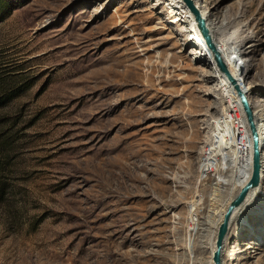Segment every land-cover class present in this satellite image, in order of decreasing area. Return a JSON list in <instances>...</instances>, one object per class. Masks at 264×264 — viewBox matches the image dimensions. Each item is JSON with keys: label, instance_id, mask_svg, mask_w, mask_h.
Returning a JSON list of instances; mask_svg holds the SVG:
<instances>
[{"label": "rangeland", "instance_id": "1", "mask_svg": "<svg viewBox=\"0 0 264 264\" xmlns=\"http://www.w3.org/2000/svg\"><path fill=\"white\" fill-rule=\"evenodd\" d=\"M5 1L0 73L30 85L0 107V264H210L214 178L237 153L236 192L251 144L176 0ZM202 3L264 129V0ZM261 202L223 264H264Z\"/></svg>", "mask_w": 264, "mask_h": 264}, {"label": "bare ground", "instance_id": "2", "mask_svg": "<svg viewBox=\"0 0 264 264\" xmlns=\"http://www.w3.org/2000/svg\"><path fill=\"white\" fill-rule=\"evenodd\" d=\"M191 1H192L193 5L197 8V10L199 11V14L201 15V17L204 19L205 25H206V27L208 29V32L210 34V37H211L213 43H214L213 32H214V30L217 27L216 24H215V22L212 21V20H210L209 19V17H210L209 16V13L206 12V11H204V7H203L202 0H191ZM176 4H177V6H175V8L180 7V9H182L184 11L183 12L184 15H185L184 18L187 17V19L190 20L193 28L196 30L197 28H196V26H195V24L193 22L192 15L186 9V7L184 6L183 2L181 0H176ZM177 17H179V16H175L171 22L172 23L173 22L174 23L180 22L181 19H179ZM198 40L200 41L199 44L204 48V50L206 52L204 57L206 59H208L207 62L209 63V65L211 64L212 68L214 69V71L217 72V74L219 76L222 75L224 77V75L221 72H219L217 70V68L215 67V65L213 64L212 55L209 52V50L207 49V47L205 46L203 40L202 39H198ZM214 46H215L216 51L220 55V57H221L224 65H225V67L229 71V73L231 75H233L234 77H236L235 74L228 68L227 63L224 60L223 53H222V50L220 49V47L217 44H215V43H214ZM226 81L228 82L227 79H226ZM236 81L238 82L237 78H236ZM228 84H229L231 90L235 93V90L233 89V87L231 86V84L229 82H228ZM237 86H238V88L240 90H242L244 92V95H245L247 101L249 102V100L247 98V94H246L247 89L246 88L244 89L239 84V82L237 83ZM235 95H236V93H235ZM236 98H237V95H236ZM227 101L229 102V104H231V106H235L236 101L232 100L229 96H228ZM249 105H250L251 110L253 112V118H254V122H255V127H256V130H257V133H258V138H259V146H260V152H261L260 153V165H261L260 166V179H259V185H258V187L252 188L251 190H249L248 193H247V195H246V197H245V200L243 201V203L239 207H236L234 209L230 224L233 222V220L237 219V216L236 215L238 214V211H239L240 208H242V206L244 207V206L248 205L249 203L253 202L256 199V195H257V193L259 191V188L262 185V181L264 179V172H263V170H264V156H262V149L264 147L263 146V142H264V129L262 128V125H260L259 120L256 118V113H255L256 111H257V113H260V111L262 112V110H260V107H262V106L261 105L258 106L257 103L252 104L250 102H249ZM233 155H234L233 156L234 158H231V160H228L227 161L228 162V167H229L227 173H229V176H227V177L222 176V174L224 173L223 170L222 169L221 170L218 169L217 175L214 178V183L212 185L213 186L212 188L214 190L213 191L214 192L213 195L215 196L214 198L218 197V199L215 200L216 203H215V207L213 208L212 221H211V225H210L211 226V229H212V233H213L212 235H213V237L215 236L216 226H217L218 222L220 221V218L222 216V213L224 211V208H225L226 204L231 199V197L235 194V192H233L234 186L236 185L238 179L240 178L239 171H238V165H237V162L238 161H237V157H236L237 156V153H235V154L233 153ZM222 188L225 189L226 192ZM261 204H262V202H261ZM262 205L264 206V203ZM258 214L260 216L261 215L264 216V212L263 213L262 212L261 213L259 212ZM237 221L238 222L236 224H237L238 227L236 229H241V228H239V226H243V227L246 226L245 224H243L244 223V220L243 219L239 218V219H237ZM250 230L252 232L253 229L251 228ZM227 235H228V233H227ZM249 235L252 236L251 233H249ZM226 237H225V240H226ZM252 237L254 239L258 240L257 237H255V236H252ZM249 239H251V238H249ZM225 240H224V242H225ZM250 241L251 242L242 243V244L237 245L238 248L235 249L234 252L235 253H239V254L240 253H243L244 254V252L247 251L248 249L249 250H252L253 249V253H257L258 250H261L262 249V247L260 246L259 243H257V242L255 243V241H252V240H250ZM224 242H223V247H224ZM251 246H253V248ZM212 250H213V246L211 248V252H212ZM223 253H224V251L222 249L221 255ZM249 254H251L250 251L248 252V255ZM249 257H246V258H249ZM221 260H222V258H221ZM210 264H212V262H210Z\"/></svg>", "mask_w": 264, "mask_h": 264}, {"label": "water", "instance_id": "3", "mask_svg": "<svg viewBox=\"0 0 264 264\" xmlns=\"http://www.w3.org/2000/svg\"><path fill=\"white\" fill-rule=\"evenodd\" d=\"M192 15L193 22L197 28V31L203 40L205 46L209 50L212 55L213 64L217 68L219 72H221L224 77L231 84L235 93L237 95L238 104L243 113V117L245 119V123L247 125L249 131V138L251 144V154H250V172L246 181H244L235 192V194L231 197V199L226 204L220 221L218 222L215 229L213 250L211 252V262L212 264H222L221 260V252L223 249V242L225 237L227 236L229 225L231 222L233 211L236 207H239L243 201L249 190L252 188H256L259 185L260 179V146H259V138L258 133L255 127V122L253 118V112L247 101L244 92L240 90L237 86L236 77L231 75L227 68L225 67L220 55L215 49L214 43L210 37L208 29L205 25L204 19L199 14L197 8L193 5L191 0H181Z\"/></svg>", "mask_w": 264, "mask_h": 264}, {"label": "trees", "instance_id": "4", "mask_svg": "<svg viewBox=\"0 0 264 264\" xmlns=\"http://www.w3.org/2000/svg\"><path fill=\"white\" fill-rule=\"evenodd\" d=\"M12 9V4L0 0V21L6 18ZM14 74H17V72L0 73V107L25 91L30 85L27 82H24V84L20 82L22 79L16 78Z\"/></svg>", "mask_w": 264, "mask_h": 264}]
</instances>
